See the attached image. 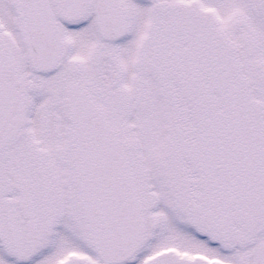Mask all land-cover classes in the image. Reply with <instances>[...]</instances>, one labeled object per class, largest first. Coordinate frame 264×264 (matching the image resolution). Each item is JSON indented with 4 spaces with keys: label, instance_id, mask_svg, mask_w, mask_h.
I'll return each instance as SVG.
<instances>
[{
    "label": "snow or ice",
    "instance_id": "obj_1",
    "mask_svg": "<svg viewBox=\"0 0 264 264\" xmlns=\"http://www.w3.org/2000/svg\"><path fill=\"white\" fill-rule=\"evenodd\" d=\"M0 264H264V0H0Z\"/></svg>",
    "mask_w": 264,
    "mask_h": 264
}]
</instances>
